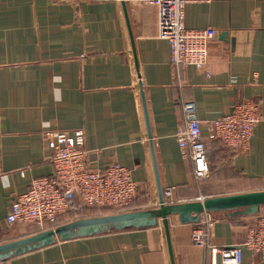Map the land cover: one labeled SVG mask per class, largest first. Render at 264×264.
Segmentation results:
<instances>
[{
    "label": "crops",
    "instance_id": "crops-1",
    "mask_svg": "<svg viewBox=\"0 0 264 264\" xmlns=\"http://www.w3.org/2000/svg\"><path fill=\"white\" fill-rule=\"evenodd\" d=\"M183 13L186 28L215 30L203 69L171 67L150 3L0 0V244L35 234L8 228L5 216L31 179L53 175L45 131L82 130L89 167L132 168L134 211L159 207L150 142L166 205L264 190V0H191ZM246 99L257 101L261 114L247 150L206 139L208 123ZM187 101L206 139L204 178L181 158L174 136ZM263 213L264 205L252 214L211 213L208 245L241 244ZM202 218L183 223L167 216L174 264H212L209 247L190 240ZM0 264H171V258L159 217L154 226L55 236ZM240 264H264V257L242 247Z\"/></svg>",
    "mask_w": 264,
    "mask_h": 264
},
{
    "label": "built area",
    "instance_id": "built-area-1",
    "mask_svg": "<svg viewBox=\"0 0 264 264\" xmlns=\"http://www.w3.org/2000/svg\"><path fill=\"white\" fill-rule=\"evenodd\" d=\"M156 8L157 36L169 44V63L175 71L187 65L203 69L207 62L208 44L214 37L212 27L186 28L183 9L191 0H139ZM196 1V0H192ZM183 124L176 127L174 136L181 158L189 160L196 178L208 175L210 165L207 149L197 118L195 105L183 103ZM261 119L259 104L254 99L236 103L232 110L210 121L207 137L220 140L236 151H246L256 123ZM44 140L49 151L52 177L31 179L26 191L10 203L5 216L8 228L21 226L26 234L43 232L76 219L134 211L137 209V184L132 168L111 163L104 171L86 164L82 130L72 134L45 131ZM170 195L171 189H165ZM197 200L203 201V197ZM191 229L193 245L209 247L212 264H240L242 247L264 257V213L257 220V227L248 228L244 241L239 245L209 246L207 236L216 217L201 213Z\"/></svg>",
    "mask_w": 264,
    "mask_h": 264
},
{
    "label": "water",
    "instance_id": "water-1",
    "mask_svg": "<svg viewBox=\"0 0 264 264\" xmlns=\"http://www.w3.org/2000/svg\"><path fill=\"white\" fill-rule=\"evenodd\" d=\"M124 7L125 6L123 3V8ZM140 93L144 109L145 122L148 129V135L151 138L144 94L141 86ZM150 148L152 151L153 167L158 193V208L143 211H129L123 213L92 216L69 221L67 223L56 226L54 229L38 232L33 235L6 243H1L0 259L8 258L13 254H19L31 248L44 246L52 242L55 236L64 239L71 235H87L114 230L154 226L157 223V218L161 217V222L164 228L167 246L171 258V264H174L168 230L167 216L169 214H176L179 220L183 223L190 221L196 222L203 212H222L224 214H252L257 212L259 206L264 205V190L225 196L208 197L203 201H190L186 203L166 205L164 203L162 189L159 183L157 164L154 159L152 142H150Z\"/></svg>",
    "mask_w": 264,
    "mask_h": 264
},
{
    "label": "trees",
    "instance_id": "trees-1",
    "mask_svg": "<svg viewBox=\"0 0 264 264\" xmlns=\"http://www.w3.org/2000/svg\"><path fill=\"white\" fill-rule=\"evenodd\" d=\"M206 139H208V137L206 136ZM206 139L203 137V141H204V143H205V146H206ZM209 140V139H208ZM207 148V147H206ZM208 153V152H207ZM137 194H138V190H137Z\"/></svg>",
    "mask_w": 264,
    "mask_h": 264
}]
</instances>
